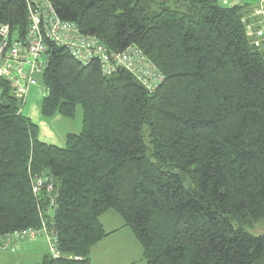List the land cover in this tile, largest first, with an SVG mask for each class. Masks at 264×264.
Instances as JSON below:
<instances>
[{"label": "trees", "instance_id": "trees-1", "mask_svg": "<svg viewBox=\"0 0 264 264\" xmlns=\"http://www.w3.org/2000/svg\"><path fill=\"white\" fill-rule=\"evenodd\" d=\"M51 1L108 51L138 48L164 81L150 93L131 73L107 76L48 43L42 114L83 110L82 132L58 147L40 140L0 78V236L41 229L40 264H91L112 211L146 264H264V234L244 229L264 220V52L246 32L250 5ZM0 23L24 39L25 1L0 0Z\"/></svg>", "mask_w": 264, "mask_h": 264}, {"label": "built area", "instance_id": "built-area-1", "mask_svg": "<svg viewBox=\"0 0 264 264\" xmlns=\"http://www.w3.org/2000/svg\"><path fill=\"white\" fill-rule=\"evenodd\" d=\"M24 1L30 20V27L24 39H11L10 26L0 23V78L13 85L14 96L22 106L20 113L23 112L31 89L41 82L48 67V43L67 50L82 64L88 65L98 61L107 76L118 71L131 73L150 93L164 81L163 74L155 64L135 46L120 54L108 51L96 37L85 36L75 23L60 19L51 0ZM219 2L230 7L234 4L233 0ZM252 16L255 20L247 23L246 32L255 44L253 38H261L264 34V0L259 1L252 11ZM245 21L246 19L243 20ZM146 78H151L149 84ZM43 185L41 179H36L34 193L39 194ZM52 190L53 186L50 184L48 191ZM42 234L41 229L32 228L2 235L0 250L8 252L22 241L38 240ZM52 242L53 238L50 237V243ZM52 251L58 257L55 247H52ZM76 261L81 262L82 259L77 258Z\"/></svg>", "mask_w": 264, "mask_h": 264}, {"label": "rangeland", "instance_id": "rangeland-1", "mask_svg": "<svg viewBox=\"0 0 264 264\" xmlns=\"http://www.w3.org/2000/svg\"><path fill=\"white\" fill-rule=\"evenodd\" d=\"M157 4L154 8L159 6L161 3H166L168 6L174 8L175 6H180L177 0H156ZM241 1L246 4H250L251 7H256L260 0H233L234 3H240ZM251 23V22H250ZM264 33V32H263ZM255 46L259 50L264 52V34L261 38H253ZM146 82L149 84L151 78H146ZM48 94L47 89L44 85L39 82L36 87H33L28 96V103L26 109L33 108V114L31 115V120L34 124L39 127V138L40 140H46L50 135H56L59 141H63L61 146L65 147L66 142L64 141V136L69 133L80 134L83 129V110L81 107H77L75 117L73 119H68L60 115H55L54 117H45L41 112V103L43 98ZM24 109V108H23ZM26 109L24 116L26 115ZM41 140V141H42ZM107 214V215H106ZM106 218L109 216H114L119 224H123V221L119 215L110 211L106 213ZM114 225V222H111ZM245 231L254 235L261 236L264 234V220L248 225ZM129 236V238H128ZM132 233L129 229H121L117 239L113 240L111 243L101 247L98 251L94 253V259L97 264H146L142 250L135 237H131ZM45 241V240H44ZM49 253V248L44 249V256ZM20 256H15L14 260L21 261L23 263H28L30 261V252L27 254H20ZM9 254L0 251V264H9L7 258ZM41 252L33 254L31 257V264L42 263ZM29 264V263H28Z\"/></svg>", "mask_w": 264, "mask_h": 264}, {"label": "crops", "instance_id": "crops-1", "mask_svg": "<svg viewBox=\"0 0 264 264\" xmlns=\"http://www.w3.org/2000/svg\"><path fill=\"white\" fill-rule=\"evenodd\" d=\"M236 4H238V5H244L246 3L243 2V1H241L240 3H236ZM222 5H224V4H222ZM257 5L258 4H256V7H257ZM254 8H255V6L254 7H251V5H250L251 11ZM245 16L248 17V18H252V21L255 20L253 18V16H252V12H250V11L247 12V13H245ZM27 103H28V99H27V101H26V103L24 105V109H23V112H22L23 114L25 113V109H26ZM26 112L27 113H26L25 116L30 119L31 118V115L33 114V108H30L28 110L26 109ZM69 134H73V133H69ZM69 134H66L64 136V141L65 142H66V137ZM42 141L44 143H47V144H50V145H55V146H58V147L61 146L59 144H61L63 142L61 140L59 141V139L57 138L56 135H52V136L50 135L49 138H47L46 140H42ZM106 215H103L101 217V222H102V224L104 226L105 231L109 234V236L106 239H104L102 242H100L99 244H97L96 246H94L92 248V251H91V254H90L91 264H97L95 262V259H94V253L96 251H98L101 247H103V246L111 243L113 240L117 239V235H119L120 230L121 229H125L124 228V224H122V223L119 224L118 221L116 220V218L114 216H109L110 218H106L107 217ZM111 222H114V225ZM128 238H129V236H128ZM47 248H49V244H48V241H47L46 238H41V239L37 240L36 242L31 243V244H28V243H23L21 245L18 244V246H16L14 250L9 251V252H6L10 256L9 258H7V261H8L9 264H28V263L31 264V262H32L31 261V257L33 256V254H37V252H41L42 258L44 259L47 256V254H48V252H47V254L44 256V249H47ZM29 252H30V256H29L30 261H28V263H23L21 261L14 260L15 256H20V255H18V253L24 255V254H27Z\"/></svg>", "mask_w": 264, "mask_h": 264}, {"label": "bare ground", "instance_id": "bare-ground-1", "mask_svg": "<svg viewBox=\"0 0 264 264\" xmlns=\"http://www.w3.org/2000/svg\"><path fill=\"white\" fill-rule=\"evenodd\" d=\"M115 53V52H114ZM122 53V52H121ZM116 54H120V53H116Z\"/></svg>", "mask_w": 264, "mask_h": 264}, {"label": "water", "instance_id": "water-1", "mask_svg": "<svg viewBox=\"0 0 264 264\" xmlns=\"http://www.w3.org/2000/svg\"><path fill=\"white\" fill-rule=\"evenodd\" d=\"M56 215H57V212H56Z\"/></svg>", "mask_w": 264, "mask_h": 264}]
</instances>
